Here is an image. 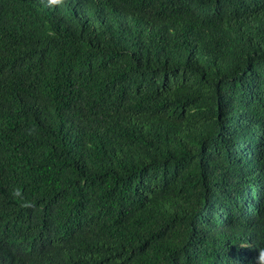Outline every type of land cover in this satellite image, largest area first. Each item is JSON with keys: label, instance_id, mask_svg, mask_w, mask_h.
<instances>
[{"label": "trees", "instance_id": "1", "mask_svg": "<svg viewBox=\"0 0 264 264\" xmlns=\"http://www.w3.org/2000/svg\"><path fill=\"white\" fill-rule=\"evenodd\" d=\"M264 0H0V264H264Z\"/></svg>", "mask_w": 264, "mask_h": 264}, {"label": "clouds", "instance_id": "2", "mask_svg": "<svg viewBox=\"0 0 264 264\" xmlns=\"http://www.w3.org/2000/svg\"><path fill=\"white\" fill-rule=\"evenodd\" d=\"M262 255H264V253H262Z\"/></svg>", "mask_w": 264, "mask_h": 264}]
</instances>
